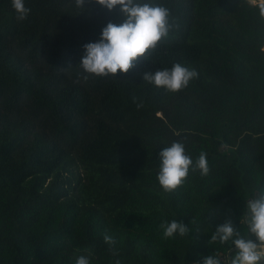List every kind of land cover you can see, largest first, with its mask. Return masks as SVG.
Returning a JSON list of instances; mask_svg holds the SVG:
<instances>
[{"label":"trees","instance_id":"obj_1","mask_svg":"<svg viewBox=\"0 0 264 264\" xmlns=\"http://www.w3.org/2000/svg\"><path fill=\"white\" fill-rule=\"evenodd\" d=\"M141 2L170 10L168 36L127 73L96 76L83 45L122 22L118 6L24 0L19 21L0 0V264L227 261L234 245L209 243L216 227L230 217L250 235L246 205L264 189V1ZM174 63L198 77L179 92L143 81ZM174 141L193 165L206 153L210 171L165 192L159 152ZM174 219L188 235L164 237Z\"/></svg>","mask_w":264,"mask_h":264},{"label":"clouds","instance_id":"obj_2","mask_svg":"<svg viewBox=\"0 0 264 264\" xmlns=\"http://www.w3.org/2000/svg\"><path fill=\"white\" fill-rule=\"evenodd\" d=\"M77 6L85 8L86 0H75ZM95 3L111 11L119 10L123 17L121 23L107 22L101 29L99 39L83 45L84 54L80 65L86 73L96 76H116L118 70L127 73L135 62L144 58L154 50L158 43L166 38L172 25L169 22L170 10L160 4H150L141 0H95ZM11 5L16 12V19L23 21L31 9L25 6L24 0H11ZM264 15V4L261 5ZM198 77L195 69H190L181 63H174L171 68H162L154 72L142 74L143 81L162 87L166 91L179 92L186 88L190 81ZM87 80L88 76L85 75ZM135 100V97L133 98ZM142 104H137L141 107ZM207 154L201 152L193 165L192 158L186 154L185 145L174 141L170 146L164 147L159 152V172L157 179L165 192H173L184 184L190 168L199 169L205 176L209 173ZM248 234L242 235L238 226L229 217L218 225L211 234L209 243L219 241L226 243L231 240L234 245L235 255L227 261H222L215 255H207L198 264H261L264 262V189L257 198L250 199L247 205ZM165 238L188 235L190 229L176 219L171 222H162ZM250 237H254L250 238ZM104 241L115 245L116 240L108 234ZM115 255L116 253L113 252ZM75 264H90L89 258L80 255ZM115 264H120L117 259Z\"/></svg>","mask_w":264,"mask_h":264},{"label":"water","instance_id":"obj_3","mask_svg":"<svg viewBox=\"0 0 264 264\" xmlns=\"http://www.w3.org/2000/svg\"><path fill=\"white\" fill-rule=\"evenodd\" d=\"M247 205H248V202H247ZM247 205H246V214H247ZM245 223L247 224V215H246V217H245ZM233 250H234V248H232V249L229 251V253L232 252ZM261 264H264V262H261Z\"/></svg>","mask_w":264,"mask_h":264},{"label":"rangeland","instance_id":"obj_4","mask_svg":"<svg viewBox=\"0 0 264 264\" xmlns=\"http://www.w3.org/2000/svg\"><path fill=\"white\" fill-rule=\"evenodd\" d=\"M252 3H262L264 0H249Z\"/></svg>","mask_w":264,"mask_h":264}]
</instances>
